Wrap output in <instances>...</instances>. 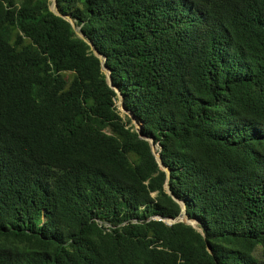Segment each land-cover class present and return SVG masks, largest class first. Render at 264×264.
<instances>
[{
	"label": "trees",
	"instance_id": "16d2710c",
	"mask_svg": "<svg viewBox=\"0 0 264 264\" xmlns=\"http://www.w3.org/2000/svg\"><path fill=\"white\" fill-rule=\"evenodd\" d=\"M50 4L0 0V264H264V0H56L168 181Z\"/></svg>",
	"mask_w": 264,
	"mask_h": 264
},
{
	"label": "water",
	"instance_id": "95a60500",
	"mask_svg": "<svg viewBox=\"0 0 264 264\" xmlns=\"http://www.w3.org/2000/svg\"><path fill=\"white\" fill-rule=\"evenodd\" d=\"M51 4H50V10L53 11L55 14L59 15V16H62L64 17L65 19H67L71 26L74 28L76 34L84 39L91 47L93 53L100 59V62H101V69L102 71L105 73V76H106V81H107V84L109 85L110 88L114 89L116 91V93L118 94V99L121 101V108L122 110L125 112V113H128L131 117V121H132V124L134 125L136 131L138 132L139 136L143 139H146L147 141H150V138L146 137L145 135H143V133L141 132L140 130V126L138 125L137 121L134 119L132 113L129 111V110H125L124 107H123V97L122 95L120 94L119 90L117 88L114 87L113 83H112V78H111V75H110V70L105 66V56L100 53L94 46V44L87 38H85L84 34H82L80 31H79V27H76L75 24H74V21L73 19H71V17L69 15H62L61 13H59L57 11V8H56V0H50ZM150 146H151V149H152V153L153 155L155 156L157 162L159 163V165L161 167H163V169L165 170L166 172V181L169 180V170L167 167H165L161 161V157L159 154L156 153V147L155 145L150 141ZM165 187H166V190L167 192L173 197L174 200L178 201L182 207L181 209V212L179 214V219L180 220H184L186 223L192 225L193 227H195L199 232H201V234L204 236V233L202 232L201 228L196 224V221H192L191 219H189L187 213H186V210H185V204L183 201H180L178 200L172 193L171 191L169 190V186L168 184L166 183L165 184ZM172 222H174L175 220H171ZM208 251H210V248L208 247L207 248Z\"/></svg>",
	"mask_w": 264,
	"mask_h": 264
},
{
	"label": "rangeland",
	"instance_id": "374dc122",
	"mask_svg": "<svg viewBox=\"0 0 264 264\" xmlns=\"http://www.w3.org/2000/svg\"><path fill=\"white\" fill-rule=\"evenodd\" d=\"M116 104L119 106V110H120V114H121V116L124 117L125 112H124V111L122 110V108H121V101H120L119 99L117 100Z\"/></svg>",
	"mask_w": 264,
	"mask_h": 264
}]
</instances>
